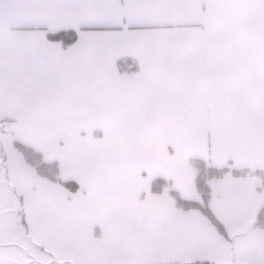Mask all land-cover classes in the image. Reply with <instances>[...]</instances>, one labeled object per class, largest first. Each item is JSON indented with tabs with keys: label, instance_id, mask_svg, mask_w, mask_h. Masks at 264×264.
<instances>
[{
	"label": "crops",
	"instance_id": "0c3cea01",
	"mask_svg": "<svg viewBox=\"0 0 264 264\" xmlns=\"http://www.w3.org/2000/svg\"><path fill=\"white\" fill-rule=\"evenodd\" d=\"M194 158L264 171V0H0V264H264L263 178L208 181L223 234Z\"/></svg>",
	"mask_w": 264,
	"mask_h": 264
},
{
	"label": "trees",
	"instance_id": "16d2710c",
	"mask_svg": "<svg viewBox=\"0 0 264 264\" xmlns=\"http://www.w3.org/2000/svg\"><path fill=\"white\" fill-rule=\"evenodd\" d=\"M51 37L55 40H62L64 45H69L72 42H74L75 33L74 32H67V33L62 32V33L52 34ZM15 146L20 152L24 154L27 162L32 164L34 167H36L37 171L41 175L46 176L52 180H56V181L59 180L58 178L59 167L57 163H46L43 160L41 153H39L32 147H29L21 142L16 141ZM192 162L196 169L197 188L203 197V203L197 202L195 200L183 199L179 195V193L174 189H172L171 192L177 198V202L180 206L186 209H189V208L201 209L212 220V222L216 225L218 230L221 233L226 234L225 226L216 217V215L212 212V210L209 207L211 191L208 185V181L212 178L223 177L227 173H232L234 175L258 174L263 178V181H264V171L237 170V169H230L228 167L219 168V167L208 165L204 160L199 159V158H194ZM166 183L167 181L162 178L155 179L153 183V188H152L153 191L155 192L162 191ZM63 184L72 190H77V186L73 182H64ZM254 225L259 226V227H264V206L261 208L257 219L254 221ZM167 264H180V263H167ZM194 264H210V263L200 262V263H194Z\"/></svg>",
	"mask_w": 264,
	"mask_h": 264
}]
</instances>
